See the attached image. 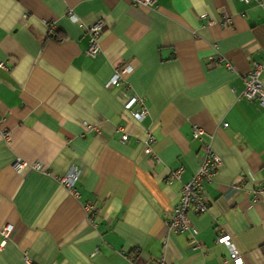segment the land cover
Instances as JSON below:
<instances>
[{"label":"crops","instance_id":"0c3cea01","mask_svg":"<svg viewBox=\"0 0 264 264\" xmlns=\"http://www.w3.org/2000/svg\"><path fill=\"white\" fill-rule=\"evenodd\" d=\"M252 62L264 87V0H0V264H234L221 234L240 264H264V106L241 95ZM121 64L124 82L105 88ZM130 94L147 107L139 122ZM194 125L220 164L192 235L167 223L203 156ZM71 166L74 191L58 180Z\"/></svg>","mask_w":264,"mask_h":264},{"label":"built area","instance_id":"2783aa9c","mask_svg":"<svg viewBox=\"0 0 264 264\" xmlns=\"http://www.w3.org/2000/svg\"><path fill=\"white\" fill-rule=\"evenodd\" d=\"M155 0H129L132 5L150 7L154 4ZM248 2L249 0H242ZM227 22H230V18H226ZM54 26L50 25L48 27V32L53 33ZM87 31V47L86 53L89 56H95L99 52L98 39L102 31V23L96 21L86 26ZM3 67L2 64H0ZM231 69V66H228ZM261 63L252 62L248 70L242 75L243 88L241 95L246 99H256L258 102L264 106V87L260 77ZM130 72V66L128 64H121L114 67V71L109 81L105 85V88L109 89L112 86L118 85L124 82L126 75ZM135 106L134 109H131ZM123 109L127 115L134 121L139 122L147 113V107L143 103V98L139 95L130 94L123 103ZM223 125H226L223 123ZM0 133L5 135L4 131L0 129ZM203 129L199 126L194 125L192 127V137L201 141V148L203 150V156L198 164L196 170L191 175V177L186 181L181 188L180 195L177 198L176 203L171 208V219L167 223V229L173 232H184L190 231L192 235L196 233L194 227H192L190 220L188 218V213L192 212L194 214H202L206 211L208 203L205 201L202 193V183L203 181H208L213 172L220 164V159L218 155L212 150L210 143L207 140H203ZM127 139V133L125 131L120 135V140L125 141ZM154 142V137L152 134L147 133L143 138L142 152L151 155L155 160L156 156L151 151V145ZM40 164L38 161L27 162L23 159H15L13 163V168L16 170H21L25 167L31 169L39 168ZM181 172V167H178L171 172L172 177H178ZM78 175V168L76 166H71L69 170L61 176L58 180L61 184L65 186L68 191H74V183ZM263 192L264 190H260ZM87 204L85 207H88ZM12 226L10 224H4L0 228L1 243L2 247L9 237ZM218 243H222L228 251V257L224 258L223 261L231 260L234 264L241 263V257L237 251L233 248L230 237L227 234H221L216 238ZM26 263H28V258L24 257ZM127 264H136L131 257H127ZM158 264H164L162 258H160Z\"/></svg>","mask_w":264,"mask_h":264}]
</instances>
